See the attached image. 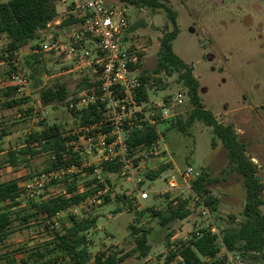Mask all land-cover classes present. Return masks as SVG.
Returning <instances> with one entry per match:
<instances>
[{
    "label": "rangeland",
    "instance_id": "374dc122",
    "mask_svg": "<svg viewBox=\"0 0 264 264\" xmlns=\"http://www.w3.org/2000/svg\"><path fill=\"white\" fill-rule=\"evenodd\" d=\"M161 1L177 12L180 34L173 43V49L181 59L193 66L194 75L200 82V97L205 108L221 123L233 126L239 141L247 148L248 157L258 166V175L264 184V0ZM128 7L131 36L137 47L143 50L142 69L150 76L151 101H162L169 95L181 92L185 101L177 110L180 119L185 121L192 110L186 88L178 81L177 74L155 73L161 40L171 30L169 18L161 9ZM57 10L59 15L56 22L60 24L75 17L68 15L63 4H58ZM71 24L58 35L54 33L58 25L39 32V41L44 39V34H71L78 29ZM133 26H136L135 29ZM7 43L8 39L0 35V55L6 50ZM30 52L28 49L21 51V67L31 83L27 92L19 97L28 99V102L18 107L3 108L17 88L11 81L12 65L7 59L0 60V128L10 131V135L0 145V183L17 180L21 192H24L29 181L50 166L52 154L43 149L41 142H36L31 145L32 152L36 153L21 155L20 163L12 166L5 163L7 152L24 148V140L31 132L41 131L54 124L60 125L62 132L73 122L65 105L43 106L40 88L63 83L69 88V94L78 93L85 86L86 78L85 73L71 71L70 59L44 55L37 67L41 84L39 88L33 89L30 77L33 71L24 63ZM9 88L12 92L7 91ZM29 109H33V112L28 113ZM176 122L174 118L160 125V153L144 165L146 176L163 167H166L165 172L154 181H145L143 185L153 190L166 188L171 174H179L188 166H193L209 181V194L217 199L216 210L201 197L197 199L187 194L183 199H189L187 208L190 215L184 220L163 226L160 217L148 210L166 215L169 203L180 198L177 193L164 196L151 194L149 199L140 200L133 184L122 180L115 170L99 168L96 172L90 171L86 177L67 181L45 193L43 200L65 196L71 187L76 193L92 194V185L97 180L111 188L110 195L100 200L92 196L89 200H83L84 206L78 207V213L73 211L78 205L62 213L61 225L53 229H44L34 218L23 219L26 213L32 212L31 205L41 199L22 197L16 200L17 206L12 209V231L6 239L0 240V255L14 257L17 264H72L70 255L58 249L53 251L56 246L55 233H65L71 226L72 217L77 220L97 217L96 226L87 237L91 244L90 264H94L102 253L122 256L120 264H163L177 245L188 240L194 232L203 228L212 230L216 226L223 236L227 228L239 227L245 219L246 194L242 176L230 170L227 150L216 138L212 128L204 122L196 121L184 131ZM203 203L210 211V216L202 208ZM261 211L264 214V204ZM109 214H112L111 219ZM144 229L149 231L150 246V252L145 257L140 255L137 248L140 233L135 232ZM34 254L42 256L36 259L38 256ZM224 257L220 250L216 258L204 259L203 264H217V259ZM244 259V264H264V258L246 255ZM174 261L179 264L181 258L177 257Z\"/></svg>",
    "mask_w": 264,
    "mask_h": 264
},
{
    "label": "trees",
    "instance_id": "16d2710c",
    "mask_svg": "<svg viewBox=\"0 0 264 264\" xmlns=\"http://www.w3.org/2000/svg\"><path fill=\"white\" fill-rule=\"evenodd\" d=\"M118 1L125 6L146 7L153 10L161 9L168 16L171 30L161 40L158 66L155 73L164 72L170 76L177 74L178 81L187 90V97L192 105V110L185 121L181 120L180 116L175 118L180 129L184 131L196 121H202L205 125L212 128L216 138L222 142L227 150L228 161L231 167L230 170L239 173L243 178L246 194L244 206L245 219L239 227L224 230L223 241L228 252L241 260L246 255L254 258H264V214L261 211V207L264 204V184L258 175V166L248 157L246 153L247 148L245 144L239 141L233 126L221 123L210 110L205 108L200 97V82L194 75L193 66L186 63L174 52L173 43L180 34L177 12L161 0ZM57 5V0H8L0 2V35H4L8 39L6 50L1 53L0 60L7 59L12 65L10 60H12L15 54L21 53L24 49L30 50L31 52L25 57L24 63L28 69L33 71L30 76L33 81V89L39 88L41 84L39 83L40 77H37L40 73L37 67L43 61L44 55L55 58L52 54L37 52V50L40 45L38 33L46 30L48 24L58 18L59 12ZM70 19V21L66 20V22L55 26L54 33L56 35L60 34L69 23H72L71 25L77 28L80 23L79 20L74 16ZM73 23L76 25L74 26ZM133 27L135 29L136 26ZM15 69L12 65V70L14 71ZM143 79L145 82L144 87L139 96H137L140 100L148 98L151 87V83L149 82L150 76L144 73ZM84 83L88 87L86 78ZM7 91L12 92V89L9 88ZM78 93L69 94V88L63 83L51 84L44 89L40 88V97L45 107H55L58 104L65 105L67 100ZM27 102L28 99L23 98L11 99L4 103L3 108L18 107ZM89 110L85 111L82 116L77 117V121L80 124L89 123L98 117L94 112V114H90L91 109ZM30 112H33V109H29L28 113ZM60 132V125L54 124L41 131L29 133L24 140V148L19 151L7 152L5 163L17 166L20 163V156L35 154L36 152H32L33 148L31 145L36 142H41L44 147L43 149L46 152L50 151L52 154L51 164L45 171L52 169L54 166V158L59 156L63 148L62 139L59 137ZM8 135H10V131L7 128H0V145ZM156 138L157 133L155 128H147L144 131H136L131 134L128 143L131 147H149ZM216 138L213 140L214 146L216 145ZM110 170H115V168H110ZM165 170L166 167H163L155 172L148 173V180H156ZM208 184L209 181L204 176H201L193 184V189L206 204L212 207L213 210H216L217 199L210 196ZM68 194L70 195L69 197L60 195L40 202H34L31 205L32 212L24 215V221L34 218L37 219L39 225H44L46 222H50L56 215L60 213L64 214L73 206L79 205L89 195L87 192L83 194L75 193L72 187L69 189ZM20 195L21 191L19 190V182L17 180L0 183V240L6 239L12 231V209L17 206L16 200ZM179 197L175 200L176 205L175 201L169 203L166 215H162L152 209L148 211L152 212L154 216L160 217L161 225L163 226L169 222L184 220L190 215V211L187 208L189 199H183L184 196ZM70 220L71 226L66 229L65 233H55V245L57 248L55 246L53 251L58 249L70 255L72 264H89L91 261V244L87 237L89 231L96 226L98 221L97 217L85 220H77L72 217ZM135 232L136 234L140 233V236L137 238V248L140 255L143 257L148 256L150 252V246L148 245L149 231L144 229L143 231L135 230ZM220 250L221 248L217 242V238L212 234L211 229L203 228L191 234L188 240L180 242L163 264H175L174 260L177 257L181 258L179 264H203L204 259L212 260L216 258ZM34 255L38 256L36 259L39 258V255L42 256L41 254ZM21 261L22 263H26L24 260ZM122 261V256H118V254L113 253L107 255L102 253L97 256L94 264H120ZM243 261L245 262V259ZM0 264H17V261L14 257L3 254L0 255ZM217 264H226V257L218 258Z\"/></svg>",
    "mask_w": 264,
    "mask_h": 264
},
{
    "label": "built area",
    "instance_id": "2783aa9c",
    "mask_svg": "<svg viewBox=\"0 0 264 264\" xmlns=\"http://www.w3.org/2000/svg\"><path fill=\"white\" fill-rule=\"evenodd\" d=\"M57 1L65 6L68 15H75L79 20L78 29L68 35L44 34L37 52L70 59L71 71L85 73L88 87L85 85L65 104L73 122L60 132L63 148L54 158L53 168L29 181L18 199L43 200L49 189L64 184L66 180L86 177L91 170L96 172L99 168H115L122 180L133 184L140 200L149 199L151 194L164 196L172 192L179 196L192 194L200 199L193 184L201 173L193 166H188L179 174H171L166 188L153 190L143 185L145 181H150L144 173V165L160 153L162 134L159 127L179 116L177 109L184 104L185 96L177 92L162 101H151L149 91L147 99L137 97L145 83L143 50L137 47L131 36L129 7L118 0ZM53 25H60V22L52 21L48 28ZM21 59L22 54L17 53L11 60L16 68L11 81L17 89L10 99L22 96L31 83L21 67ZM89 109L90 114L95 113L98 117L80 124L77 117ZM147 128L156 130L157 138L153 144L149 147H131L128 143L130 135ZM92 189V194L86 200L91 196L100 200L111 193V188L99 180L94 182ZM83 193L86 192L78 194ZM65 196L70 195L66 192ZM80 204L74 208L75 213H78V207L83 208L84 205ZM202 208L210 216L205 203ZM108 216L112 218V214ZM61 218L62 213L56 215L43 225L44 229L58 227ZM211 232L226 257V264H244L240 258L228 252L216 226Z\"/></svg>",
    "mask_w": 264,
    "mask_h": 264
}]
</instances>
